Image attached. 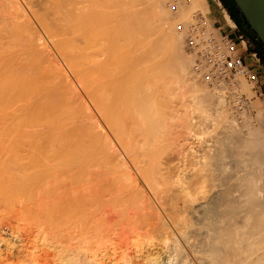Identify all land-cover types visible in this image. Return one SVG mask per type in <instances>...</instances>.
I'll return each mask as SVG.
<instances>
[{
	"label": "bare ground",
	"instance_id": "1",
	"mask_svg": "<svg viewBox=\"0 0 264 264\" xmlns=\"http://www.w3.org/2000/svg\"><path fill=\"white\" fill-rule=\"evenodd\" d=\"M195 11L0 0V264H264L262 101L197 87Z\"/></svg>",
	"mask_w": 264,
	"mask_h": 264
},
{
	"label": "built area",
	"instance_id": "2",
	"mask_svg": "<svg viewBox=\"0 0 264 264\" xmlns=\"http://www.w3.org/2000/svg\"><path fill=\"white\" fill-rule=\"evenodd\" d=\"M181 3H188L190 0H178ZM219 4L218 0H212ZM170 9L173 13L178 10V3L172 2ZM208 17L195 11L192 15V23L186 29L183 25H177V31L186 32V46L194 54V72L200 73L202 70H209L204 75V80H213L215 87L227 88L233 94L229 96L230 109L236 115L247 113L249 110V100L237 91L240 79H243L257 94L258 82L256 74L244 63L238 51V45L246 46L247 42L243 37L238 40L232 39L226 34L220 33L219 29L211 21L208 26ZM237 91V92H236Z\"/></svg>",
	"mask_w": 264,
	"mask_h": 264
},
{
	"label": "crops",
	"instance_id": "3",
	"mask_svg": "<svg viewBox=\"0 0 264 264\" xmlns=\"http://www.w3.org/2000/svg\"><path fill=\"white\" fill-rule=\"evenodd\" d=\"M219 4L212 0H206L210 7L207 17L219 29L232 39L243 37L246 46L238 45V51L244 63L256 74L258 82L257 95L264 99V46L257 36L251 31L247 22L239 13L231 0H218Z\"/></svg>",
	"mask_w": 264,
	"mask_h": 264
},
{
	"label": "water",
	"instance_id": "4",
	"mask_svg": "<svg viewBox=\"0 0 264 264\" xmlns=\"http://www.w3.org/2000/svg\"><path fill=\"white\" fill-rule=\"evenodd\" d=\"M251 31L264 46V0H232Z\"/></svg>",
	"mask_w": 264,
	"mask_h": 264
},
{
	"label": "rangeland",
	"instance_id": "5",
	"mask_svg": "<svg viewBox=\"0 0 264 264\" xmlns=\"http://www.w3.org/2000/svg\"><path fill=\"white\" fill-rule=\"evenodd\" d=\"M179 3H181L180 1H178ZM189 3V2H188ZM188 3H186V4H188ZM171 13H173L172 11H171ZM201 13V12H200ZM173 15H175L174 13H173ZM191 19H192V17H191ZM192 22V21H191ZM208 26L209 27H211V22L209 23L208 22ZM191 24H189V26H190ZM128 32V31H127ZM128 34H130L129 32H128ZM133 33H131L130 35H132ZM134 35L135 34H133V36L132 37H134ZM129 36V35H128ZM128 36L126 35V38H128ZM157 36V35H156ZM156 36H154V38H157ZM137 37V36H136ZM143 37H144V39H143ZM141 39L140 38H136L135 40H134V38H133V40L134 41H136V42H134V41H132L131 40V42L133 43H129V42H127V48H129L128 47V44H130L132 47H138V45H139V43L142 41V39H143V43H144V45H143V43L141 42V44L143 45V46H145V36H143ZM130 38V37H129ZM130 39H132V38H130ZM140 42H139V41ZM137 42H139V43H137ZM137 43V45L135 46V44ZM126 44V43H125ZM129 45V46H130ZM130 46V47H131ZM139 47H141V45L139 46ZM138 47V48H139ZM161 47H163V46H161ZM164 49V48H163ZM187 49V48H186ZM141 63H139V65H138V68H139V71H141V65H140ZM140 66V67H139ZM145 65L142 63V68L144 67ZM145 68V67H144ZM143 70V69H142ZM143 71H145V70H143ZM143 71H141V72H143ZM148 73V72H147ZM147 73H146V77L145 76H143L142 78V80H143V85H147V84H149V85H153V83H152V79H151V76L150 75H147ZM141 74V73H140ZM198 82H200V83H198V84H196L197 85V87L199 88V89H201L202 90V88L204 87V88H206V87H209V88H207V91L208 90H210L211 88H213V89H215V85H214V82L211 80V83H207L205 80H202V81H198ZM205 83V84H204ZM249 88H250V92H251V94L252 95H249L248 96V94H245V93H240L241 95H244V97L246 98V99H248L249 100V110H248V114L249 115H251L252 117H255V112L253 111V109L251 108V105H252V103L255 101V99L257 100V99H260L261 101H262V104H261V106H262V108L264 109V99L262 98V97H260L259 95H257L256 93H254L253 92V90H252V87H251V85H248L246 82H244ZM201 86H202V88H201ZM214 86V87H213ZM238 87V86H237ZM203 88V89H204ZM217 89V88H216ZM220 89V88H219ZM219 89H217V90H219ZM228 91V90H227ZM229 95H231V96H233V94L231 93V92H227ZM164 93H161V91L159 92V95L160 96H162ZM165 95V94H164ZM229 97V96H228ZM227 97V105H229L228 103L230 102V99ZM231 109H230V107H229V111H230ZM233 114V116L237 119L238 118V116L236 115V113L234 112V113H232ZM239 114V113H238ZM188 140V139H187ZM188 143H190V142H187V144ZM187 147H188V145H187Z\"/></svg>",
	"mask_w": 264,
	"mask_h": 264
},
{
	"label": "trees",
	"instance_id": "6",
	"mask_svg": "<svg viewBox=\"0 0 264 264\" xmlns=\"http://www.w3.org/2000/svg\"><path fill=\"white\" fill-rule=\"evenodd\" d=\"M232 1V0H231ZM232 3L234 4V2L232 1ZM234 6H235V4H234ZM235 8H236V6H235ZM236 10L239 12V10L236 8ZM240 13V12H239Z\"/></svg>",
	"mask_w": 264,
	"mask_h": 264
}]
</instances>
